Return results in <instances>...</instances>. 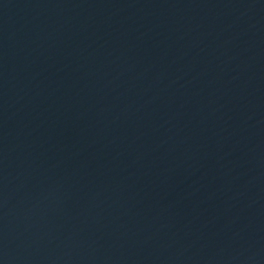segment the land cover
I'll use <instances>...</instances> for the list:
<instances>
[{"label":"water","instance_id":"water-1","mask_svg":"<svg viewBox=\"0 0 264 264\" xmlns=\"http://www.w3.org/2000/svg\"><path fill=\"white\" fill-rule=\"evenodd\" d=\"M0 264H264V0H0Z\"/></svg>","mask_w":264,"mask_h":264}]
</instances>
